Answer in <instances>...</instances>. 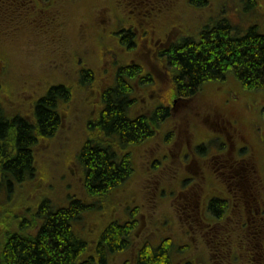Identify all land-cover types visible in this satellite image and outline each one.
<instances>
[{
	"label": "flooded vegetation",
	"instance_id": "af4514ba",
	"mask_svg": "<svg viewBox=\"0 0 264 264\" xmlns=\"http://www.w3.org/2000/svg\"><path fill=\"white\" fill-rule=\"evenodd\" d=\"M138 2L134 8L142 7L140 17L148 23L157 14L153 13V5L163 4V0ZM27 17L26 21L31 23L32 17ZM160 41L155 40L156 43ZM106 55L101 77L92 70L98 79L94 78V83L99 99L93 101L90 126L92 136L100 134L102 142L86 140L92 148L99 146L114 157L116 164L127 160L129 172L119 181L120 191L131 184L138 172L137 162L133 161L135 150L143 149L144 145L145 149L154 147L153 141L159 137L164 140V148L156 147V152L151 149L145 161L146 169L155 180L156 191L152 196L141 199L126 196L125 201L111 197L118 203L107 204V209L96 217L88 216L94 207L91 204L87 215L84 214L83 220L87 218V223H92L94 228L133 224L129 247L113 254L108 264H137L138 250L155 249L162 244L168 247V264H202L197 258L201 252L203 264H264V172L261 168L264 152L260 155L255 151L246 134H249L248 129L234 121L241 113L232 108L228 117L222 116L219 107L223 108L225 96L218 97L207 91L202 95L203 88H207L205 83L194 93L175 95L163 101L156 87L158 77L162 78L155 66L158 54L150 58L144 53ZM128 66L136 68L118 74ZM164 71H167L165 66ZM119 75L126 84L124 116L129 121L144 119L148 127V134L133 142L124 141L117 132H107L99 123L107 105L101 94L116 87ZM109 76L111 80L107 81ZM214 82L209 83L212 86ZM160 106L166 113L158 122L154 113ZM163 125L167 130L159 136ZM175 125L177 131L173 130ZM261 142L264 146V141ZM170 173L172 179L159 188L160 176ZM153 196L157 197L156 201ZM162 198L166 199L167 206L160 203ZM147 221L152 225L147 226ZM80 225L83 221L78 223V228L75 226L78 231L82 230ZM75 227L73 223V230L77 231ZM121 254L129 257L119 263L117 259Z\"/></svg>",
	"mask_w": 264,
	"mask_h": 264
},
{
	"label": "trees",
	"instance_id": "16d2710c",
	"mask_svg": "<svg viewBox=\"0 0 264 264\" xmlns=\"http://www.w3.org/2000/svg\"><path fill=\"white\" fill-rule=\"evenodd\" d=\"M75 1L85 6L81 13L89 18L95 15L94 11L107 5L110 9L118 5L128 6L130 14L140 13L141 10L134 8L135 4H139L138 0H105L106 3L101 0H63L60 6L64 7L66 3L73 5ZM176 1L180 0H163L162 5H153V12H160L167 5L173 6ZM185 1L195 8L206 9L207 5L209 8L208 0ZM257 3L258 0H255L251 7L243 5L245 9H255ZM55 6V0H0V33H3L0 38L7 37L9 31L18 26L23 27L25 23L27 26L34 24L36 27L44 25L47 28L52 25L57 28L58 24L65 21L62 17L65 9L55 11ZM25 14L32 17L31 23L26 21L28 17ZM138 15L128 19L130 27H115L121 40H135L138 31L142 32V28H146L148 20L141 24L142 18ZM255 20L256 17L244 28L220 16L210 24L206 23L197 34L178 40L167 34L168 38L158 44L160 50L158 57L155 56L158 59V76L162 75L156 83L160 98L166 102L175 95L194 93L202 84L222 81L229 74L244 90L264 92V27ZM130 44L124 52L133 53L134 45ZM107 52L121 54L116 52V48ZM6 56L4 48L0 49V80L5 70ZM164 66L167 71H164ZM85 67L81 68V72L91 83L88 90H92L94 78L98 80L92 72L95 69ZM135 68L124 67L118 74L129 73ZM96 72L101 77L102 73ZM106 74L112 75L110 72ZM120 75L115 82L116 87L101 94L107 105L99 123L107 132H117L124 141L133 142L148 134V127L144 119L129 121L124 116L126 84L121 81ZM106 80L110 81L111 76ZM1 90L0 112L3 110L4 115L0 113V173L7 181L9 190L22 184L33 187L35 179L39 178L38 150L52 139L62 125L59 98L66 95L67 91L63 85H52L42 96L27 104L30 106L33 103L29 111L8 118L7 109L11 108L10 101L13 99L5 98ZM96 95L97 92L92 101L99 99V95ZM165 113L166 109L162 106L156 109L154 115L159 119L158 122ZM261 115L264 118V108ZM77 161L83 170L82 197L72 198L61 208H54L48 199H44L35 208L27 209L14 228L8 229L7 225L5 228L0 227V264H108L113 254L129 247L133 228L131 222L102 226L99 235L89 241L81 238V232L77 229L78 223L85 221L83 217L90 209L92 198L109 196L127 175V160L116 164L114 157L107 155L99 146L92 148L89 141L85 140L78 152ZM73 223L77 231L73 230ZM100 228L98 226L96 229ZM136 261L137 264H168L167 244L155 249L141 248L137 252Z\"/></svg>",
	"mask_w": 264,
	"mask_h": 264
},
{
	"label": "rangeland",
	"instance_id": "374dc122",
	"mask_svg": "<svg viewBox=\"0 0 264 264\" xmlns=\"http://www.w3.org/2000/svg\"><path fill=\"white\" fill-rule=\"evenodd\" d=\"M101 1L106 3L105 0ZM208 1L209 8L207 5L206 9L195 8L185 0H180L173 6L167 5V8L164 6L162 11L156 12L157 14L150 18L151 21L149 19L150 24L147 22L149 25L146 23V28H142V32L138 31L137 39L130 38L129 41L121 40L120 35L116 34L115 27H130L128 20L132 15L130 7L118 5L110 9L107 5L94 11L95 15H90L89 18L81 13L85 6L76 4L77 1L73 5L66 3L61 7L63 0H55V11L65 9V15L62 16L65 21L56 25L57 28L52 25H48L47 28H44V25L27 26L25 23L22 28L18 26L9 31L7 37L0 38V49L4 48L7 55L0 90L5 98L13 99L10 101L11 108L7 109L8 118L29 111L33 103L30 106L27 104L42 96L52 85H63L67 91L66 95L59 98L62 125L52 139L46 141L38 150L39 178L35 179L33 187L22 184L9 190L7 181L0 173V227L5 228L7 225L8 229L14 228L27 209L35 208L44 199H48L54 208H61L72 198L82 197L83 170L77 161V155L87 138L102 142V136L100 134L92 136L93 129L90 126V122H93L90 120L94 106L92 98L96 94L97 86L94 83L92 90H88L91 83L89 79L83 77L81 68L93 67L101 72L100 68L104 67L108 57L106 51L116 48V52L121 50L122 54L130 43L134 45L133 53L148 54L150 58V55L158 54L160 50L158 44L168 38L167 34L175 36L176 40L197 34L206 23L210 24L220 16L244 28L256 17L255 22H260L264 27L263 0H258L255 9H245L243 5L244 3L245 7H251L255 0ZM143 20L140 19L141 24H145ZM98 36L101 38L98 39ZM155 38L161 41L155 43ZM118 46L121 49L118 50ZM155 66L158 67V62ZM205 84L207 88L203 86L202 95L207 91L218 94V97L225 96V102L221 98L224 104L223 108L219 107V113L228 117L232 108L240 112L241 115L234 121L248 129L249 134L245 132L253 142L255 151L259 154L261 151L264 152L261 142L264 141V118L261 115L264 108V92L244 90L230 74L222 81H215L212 86L210 83ZM0 113L4 115L3 110ZM201 124L207 126L205 123ZM165 130L167 129L163 125L162 131L159 129V136H163ZM173 130L177 131L178 127L173 126ZM153 142L154 147L145 149L144 145L143 149L135 150L133 161L137 162L138 172L131 180V184L128 183L122 191H120L122 186L117 187L109 196L95 197L91 201L94 207L90 209L88 216L96 217L107 209V204L118 203L111 197L125 201L126 196L141 199L153 195L156 191L155 180L152 178L153 174L146 169L145 161L150 157L151 149L154 148L156 152V147L164 148V140L159 137ZM261 168L264 172V163L261 164ZM171 175L170 173L160 176L159 188L162 183L166 184V180L172 179ZM153 199L156 201L157 197L153 196ZM160 203L167 206L165 198H162ZM155 217L156 215L153 219ZM146 224L152 225L150 221ZM79 228L82 229L80 237L88 241L94 240L102 229H96L92 223H87V218ZM128 257V254H121L117 260L121 263ZM197 258L201 259L203 264L202 252Z\"/></svg>",
	"mask_w": 264,
	"mask_h": 264
}]
</instances>
